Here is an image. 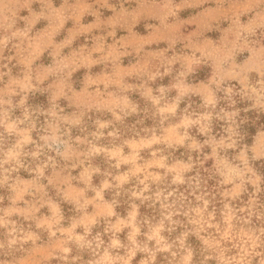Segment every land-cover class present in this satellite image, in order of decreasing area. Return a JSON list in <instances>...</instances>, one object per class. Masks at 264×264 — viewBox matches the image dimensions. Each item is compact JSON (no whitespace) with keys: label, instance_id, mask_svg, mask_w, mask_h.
<instances>
[{"label":"clouds","instance_id":"9594fccd","mask_svg":"<svg viewBox=\"0 0 264 264\" xmlns=\"http://www.w3.org/2000/svg\"><path fill=\"white\" fill-rule=\"evenodd\" d=\"M0 264H264V0H0Z\"/></svg>","mask_w":264,"mask_h":264},{"label":"rangeland","instance_id":"374dc122","mask_svg":"<svg viewBox=\"0 0 264 264\" xmlns=\"http://www.w3.org/2000/svg\"><path fill=\"white\" fill-rule=\"evenodd\" d=\"M188 13H185V15H187ZM138 31H141L142 33L145 31V29H144V27H143V24H141L140 26H138V29H137ZM213 37H215L217 34L216 33H212L211 34ZM44 60H45V62H48V58L47 57H45L44 58ZM125 62H127V61H125ZM80 74L78 73L77 74V76H79Z\"/></svg>","mask_w":264,"mask_h":264}]
</instances>
